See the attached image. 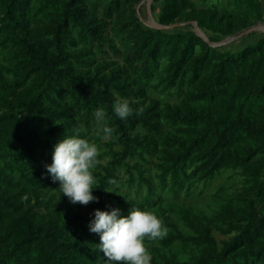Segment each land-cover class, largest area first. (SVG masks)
<instances>
[{
	"label": "trees",
	"instance_id": "trees-1",
	"mask_svg": "<svg viewBox=\"0 0 264 264\" xmlns=\"http://www.w3.org/2000/svg\"><path fill=\"white\" fill-rule=\"evenodd\" d=\"M97 1L105 2V18L96 15ZM135 1L40 0L60 14L56 49L50 52L25 22L27 0H0V22L7 23L0 26V47L12 72L10 78L0 69V264H106L98 240L83 234V205L70 203L45 167L54 146L76 135L74 129L87 139L101 107L107 113L103 127L113 129L112 143L121 148L113 151L99 187L122 182L124 167L138 198L144 183L147 189L141 200H126L117 189L93 191L99 198L92 202L95 210L123 206L129 212L159 197L144 168L126 158L159 151L160 185L171 180L173 195L195 176L209 180L222 169L241 168L249 183L246 205L227 201L213 218L182 206L190 234L162 213L170 229L160 241L191 240L198 246L190 261L175 257L173 264H264V34L241 49L219 50L195 32L147 27L135 15L124 22ZM227 1L258 17V0ZM198 11L196 0H165L159 21L169 24ZM112 22L115 37L108 29ZM197 23L225 35L248 24L217 11L197 16ZM111 52L120 59L110 61ZM150 90L180 99L161 106L154 97L144 106ZM115 94L134 110L125 120L113 112ZM140 107L143 114L136 115ZM31 133L40 137L36 145L28 139ZM94 134L104 135L101 129ZM215 226L231 235L219 243Z\"/></svg>",
	"mask_w": 264,
	"mask_h": 264
},
{
	"label": "rangeland",
	"instance_id": "rangeland-1",
	"mask_svg": "<svg viewBox=\"0 0 264 264\" xmlns=\"http://www.w3.org/2000/svg\"><path fill=\"white\" fill-rule=\"evenodd\" d=\"M87 4H90L91 0H85ZM199 11L196 15H187L183 17L176 18L175 21L169 24H161L159 21V14L162 10L165 0H136L130 7V11L123 16V21H130L127 19L135 15L140 22L147 27L151 28H163L169 32H195L200 35L207 42L218 47L219 50H237L244 47L247 43L255 41L264 34V0H258L260 2V7L256 9L258 12V17H253L250 10L244 7L239 8L234 4H229L227 0H196ZM40 0H27L26 3V15L25 22L30 30L38 33V41H42L45 46H48L50 52L54 51V32L57 28V21L60 19L59 11L54 9L52 4H40ZM96 2V1H94ZM98 7L96 9V15L99 18H105L103 14L104 1H97ZM84 4V5H87ZM86 7V6H85ZM88 9L92 8L87 5ZM212 11H217L218 13H225L231 19L236 20V22L241 23L246 20L248 23L246 26L237 27L232 33L221 34L217 33L211 29L203 28L197 23V16L210 13ZM7 25L6 21L0 22L1 25ZM110 25L109 32L112 37H115L114 31L111 30ZM3 31H6L3 30ZM2 31V32H3ZM78 47V46H77ZM8 54L6 50L0 47V69L5 73L7 77H12V72L7 70L6 67H10L8 61ZM101 59L97 56L96 60ZM110 61L115 59H120V57L111 52L108 58ZM78 68V67H76ZM116 100L125 99L122 96L115 94ZM69 96V95H68ZM154 97L160 98L161 106H165L166 103H176L180 97L169 96L167 93H157L152 90L148 91L147 97L144 100V106H147L150 100ZM116 102V101H115ZM103 122H94L93 127L88 133L87 139L90 142H94L98 145L101 155L99 159L101 163L97 166L94 171V176L96 178V185L93 191L102 190V193H106L112 189H117V193L123 195L126 200H141L144 199V193L146 192V184H143V195L138 198L136 194L137 184L128 186L126 179L128 177L127 171L124 167H120L119 175L122 177L123 181L115 182L111 187H99V179L101 175H104L105 167L109 165L110 160L113 157V151L119 150L121 148L120 144L112 143L111 136L105 138L104 135L101 138L95 136L94 132L96 129L103 128ZM42 128H38V135H40ZM135 131H140L144 133L143 130L138 129ZM39 136L35 137V134L31 133L28 136L31 144L36 145L39 140ZM160 152L157 151L153 154L146 153V158H126L131 164L137 162L139 163L145 171V174L157 185V191L159 192V197L151 204L146 202H141L140 209L151 210L159 218L162 213L167 214L171 217L179 226V228L185 233L190 234L192 229L187 226L184 220L181 218L179 209L182 206H191L192 208L199 211L210 218L215 217L222 209L223 204L227 201H232L234 204L246 205L248 199H245L243 193L248 187L249 183L246 181V174L243 173L241 168H225L222 169L215 177L209 180L200 179L198 176L187 180L183 188L176 194L173 195L171 192V180H167L163 186L160 185L159 173L160 169L157 166V162L160 161ZM37 165H41L44 161L38 157L37 153ZM138 174L136 173V176ZM113 202L118 204L115 196H112ZM255 204L258 203L256 199ZM93 211L95 208L93 204L90 203L87 206L82 207V218L86 219V231H83L85 238L90 240L89 236H93L98 240L97 245H99L100 240L98 234L91 233L89 230V222L94 218ZM129 212L124 210V207H120V215L126 216ZM168 231L169 226H166ZM82 231V230H79ZM86 232V233H84ZM82 233V232H81ZM213 234L221 243L224 239H227L231 234L224 233L219 227L213 228ZM91 241V240H90ZM149 252L152 256L151 264H173L175 257L181 262L190 261L195 252L198 250V246L191 240H176L168 245H164L160 240L158 241H146Z\"/></svg>",
	"mask_w": 264,
	"mask_h": 264
},
{
	"label": "clouds",
	"instance_id": "clouds-1",
	"mask_svg": "<svg viewBox=\"0 0 264 264\" xmlns=\"http://www.w3.org/2000/svg\"><path fill=\"white\" fill-rule=\"evenodd\" d=\"M133 111L126 99H118L113 104V112L122 120L131 116ZM143 111L142 107L135 110L136 115H142ZM94 116L99 123L105 120L107 113L101 107ZM81 130L74 129L76 135L64 137L54 146L52 162L45 167L53 182H59V190L70 203L87 206L99 202L92 193L96 188L94 171L101 163V151L96 143L80 137ZM101 131L107 138L113 129L104 126ZM27 199V195L22 197L24 201ZM89 230L98 234L100 243L97 248L107 258L106 264H151L152 256L146 241L162 240L168 235L162 219L153 211L140 208H131L126 216L120 215L118 208L111 211L96 209Z\"/></svg>",
	"mask_w": 264,
	"mask_h": 264
}]
</instances>
